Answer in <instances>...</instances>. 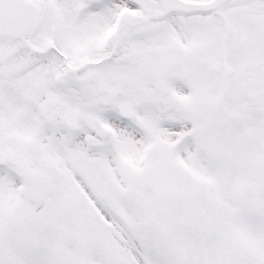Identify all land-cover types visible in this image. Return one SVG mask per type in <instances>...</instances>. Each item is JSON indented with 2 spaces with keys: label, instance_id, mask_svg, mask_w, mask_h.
Wrapping results in <instances>:
<instances>
[{
  "label": "snow or ice",
  "instance_id": "snow-or-ice-1",
  "mask_svg": "<svg viewBox=\"0 0 264 264\" xmlns=\"http://www.w3.org/2000/svg\"><path fill=\"white\" fill-rule=\"evenodd\" d=\"M0 264H264V0H0Z\"/></svg>",
  "mask_w": 264,
  "mask_h": 264
}]
</instances>
